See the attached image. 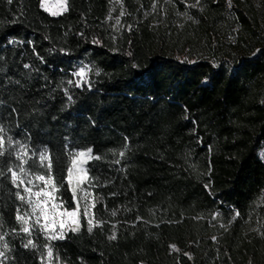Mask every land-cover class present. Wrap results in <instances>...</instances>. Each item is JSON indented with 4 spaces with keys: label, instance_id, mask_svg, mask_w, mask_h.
<instances>
[{
    "label": "trees",
    "instance_id": "16d2710c",
    "mask_svg": "<svg viewBox=\"0 0 264 264\" xmlns=\"http://www.w3.org/2000/svg\"><path fill=\"white\" fill-rule=\"evenodd\" d=\"M195 4L156 0L154 10L153 0H69V11L53 17L39 0H0L5 140L29 152L47 145L56 197L67 208L76 203L64 179L65 145L100 157L86 165L82 185L95 204L93 231L81 214L79 232L49 241L20 231L15 193L24 186L11 184L7 168L18 171L19 162L16 146L5 144L4 264H41L46 244L57 264H264V55L252 56L264 49V0ZM82 65L93 68L90 88L67 83ZM29 170L48 175L38 156ZM29 239L36 248L23 247Z\"/></svg>",
    "mask_w": 264,
    "mask_h": 264
},
{
    "label": "snow or ice",
    "instance_id": "6c2138e0",
    "mask_svg": "<svg viewBox=\"0 0 264 264\" xmlns=\"http://www.w3.org/2000/svg\"><path fill=\"white\" fill-rule=\"evenodd\" d=\"M117 3H121L122 0H116ZM8 4H12L13 0H7ZM69 0H39V7L47 12L49 15L56 17L61 16L65 12L69 11L68 7ZM200 4V0H196L195 5H190L191 7H196ZM229 7L232 6V0H228ZM156 0H153V9L155 10ZM125 15L124 11L121 10L120 16L115 18L116 23L112 25V27L119 32L120 28L123 27L121 24V17ZM107 19H112L111 10ZM188 19H192V17H188ZM12 23H16L15 20ZM119 26V27H117ZM129 31H131V26H129ZM81 35H83L81 33ZM115 39V37H113ZM9 44L15 43L14 39L9 38L7 40ZM94 43H99V41L94 40ZM28 43H31L29 41ZM60 51L64 54H69L65 49H60ZM131 55V53H129ZM258 55H264V49H256L252 56L256 57ZM189 63H195V61H187ZM25 69H28L30 66L25 64L23 66ZM213 67H220V65H213ZM93 71V68L88 65L80 66L76 71L72 73L75 80H68L67 83L69 85H73L76 88L83 87L87 85L89 88L91 87V83L88 79V74ZM96 75H99V70H95ZM19 84V81H16ZM65 95L67 97L68 103H73V97L69 94V90H64ZM3 105V101H0V106ZM15 112V109H12ZM6 132V128L0 125V157L6 155L5 144L8 146H16V150L14 152L15 159L19 162L18 171L14 167H8L7 172L11 174V184L13 187L19 189L21 186L23 187V191L26 195H22L18 190L15 193V197L17 200L22 203H26L31 211L26 212L23 215L20 214V209H17L16 220L20 223V231L28 234L29 236L33 235L35 232L39 231L40 234H43L45 238L49 241H55L58 239H65L66 233L70 230L71 232H79L80 231V219L81 214L84 218H88V232L91 233L93 231V220L90 218L91 209L95 207V204H88L87 198L90 193L85 192L82 187L83 184L89 182L88 171L89 168L86 165L92 160H99V156H94L93 149L88 148L85 151L75 152L74 150H70L69 145H65V151L68 155H71V167L68 168V175L64 177L69 186H71L73 192V200L76 203L75 208H67L65 207L63 202L53 203L52 201L56 199L55 193L59 190L56 187V181L52 175V158L50 155V151L47 145L43 146L40 149H33L29 152V145L23 143L18 140H13L12 137H7V141L5 140L4 133ZM30 140V135L28 136ZM125 148L128 147L127 138H125ZM120 157L123 158L125 156V152H120ZM38 156V163L40 168H46L48 175L45 176L43 174L36 175L34 179H29L25 182L22 179L23 176L32 175L30 168V162H33V157ZM47 161V164H46ZM116 163H120L119 160ZM6 173L4 171H0V177L5 176ZM36 181L43 182L47 188L51 190H45V187H41L38 191H33V187H38L35 183ZM31 185L32 187H29ZM205 187H208L207 185ZM77 191L83 192L84 194L77 199ZM35 197L36 199H33ZM81 202H83V206H81ZM112 215L115 216L116 212L113 211ZM218 213L213 214V219H215ZM236 216H239V212H236ZM34 217V219H32ZM235 218V217H234ZM43 220V223L41 222ZM137 219H140L139 217ZM102 223V222H101ZM223 227V225H221ZM58 228V230H57ZM15 232L16 230L13 229ZM109 240H116L117 234L113 231L112 235L108 237ZM212 239L215 241L217 238L214 236ZM4 240V235H0V241ZM24 248H36L32 239H29L26 244L23 245ZM47 248V258L49 264H51L53 252L52 248L49 245H44ZM170 248L179 251L175 245H170ZM2 249L0 250V264H4V261L8 259L7 250L9 249V245L5 242L2 245ZM183 255L187 256L191 259L190 253H184ZM57 262H59V257H56ZM41 264H43V258L41 259Z\"/></svg>",
    "mask_w": 264,
    "mask_h": 264
},
{
    "label": "rangeland",
    "instance_id": "374dc122",
    "mask_svg": "<svg viewBox=\"0 0 264 264\" xmlns=\"http://www.w3.org/2000/svg\"><path fill=\"white\" fill-rule=\"evenodd\" d=\"M79 151H85V150H79ZM76 152H78V151H76ZM71 166H72V165H71ZM34 177H35V176H25V182H26L27 180H29V179H34ZM35 183L38 185V187H33V191H38V190H40L41 187H45V190H49V191L51 190L50 188H47V187L44 185L43 182L36 181ZM28 186H29V187H32L31 185H28ZM23 195H26V194L24 193ZM55 197H56V193H55ZM33 199H36V198L33 197ZM52 202H53V203H60V201H58L57 197H56V199L53 200ZM22 209H23V210H22V213H20L21 215H23V214L26 213V212H30V211H31L30 207H29L26 203H23V208H22ZM32 219H34V217H33ZM41 222L43 223V220H42V219H41ZM57 230H58V228H57ZM37 233L40 234L39 231H37ZM40 235H42V237H45L43 234H40ZM47 252H48V251H47ZM43 263H44V264H49V261H48V258H47V253H46V255H45L44 259H43ZM51 264H57V263L54 261L53 256H52Z\"/></svg>",
    "mask_w": 264,
    "mask_h": 264
}]
</instances>
